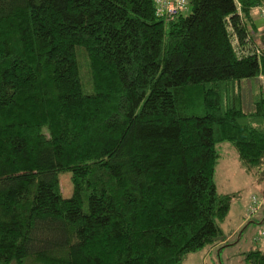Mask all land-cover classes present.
I'll return each instance as SVG.
<instances>
[{
	"label": "trees",
	"instance_id": "16d2710c",
	"mask_svg": "<svg viewBox=\"0 0 264 264\" xmlns=\"http://www.w3.org/2000/svg\"><path fill=\"white\" fill-rule=\"evenodd\" d=\"M156 8L0 0V264H184L225 242L216 145L264 176V0Z\"/></svg>",
	"mask_w": 264,
	"mask_h": 264
},
{
	"label": "rangeland",
	"instance_id": "374dc122",
	"mask_svg": "<svg viewBox=\"0 0 264 264\" xmlns=\"http://www.w3.org/2000/svg\"><path fill=\"white\" fill-rule=\"evenodd\" d=\"M260 11L259 8L251 10L257 28L253 39L259 54L262 46L264 49V19ZM261 85L264 87V78H261ZM253 87L254 83L242 84V107L245 111L252 108ZM216 152L218 160L214 184L217 192L234 196L229 213L221 224L227 244L205 247L189 254L184 264H244V253L264 247L263 239L254 241L264 233V176H260L259 170L248 171L230 143L217 144ZM60 185L64 197H70L72 186L69 173L60 175ZM253 209L257 211L253 213Z\"/></svg>",
	"mask_w": 264,
	"mask_h": 264
},
{
	"label": "built area",
	"instance_id": "2783aa9c",
	"mask_svg": "<svg viewBox=\"0 0 264 264\" xmlns=\"http://www.w3.org/2000/svg\"><path fill=\"white\" fill-rule=\"evenodd\" d=\"M156 3V16L159 18H172L176 15L185 13L189 10V0H155ZM261 15L264 19V9H261ZM264 30V29H263ZM259 54V51H256ZM257 210L253 209L252 212L255 213ZM264 240V233L261 234L254 241Z\"/></svg>",
	"mask_w": 264,
	"mask_h": 264
},
{
	"label": "crops",
	"instance_id": "0c3cea01",
	"mask_svg": "<svg viewBox=\"0 0 264 264\" xmlns=\"http://www.w3.org/2000/svg\"><path fill=\"white\" fill-rule=\"evenodd\" d=\"M256 46H257V45H256ZM257 47H258V46H257ZM262 48H263V46H262ZM262 48H261V49H262ZM220 244H222V245H223V244H227V241H225L224 243H220Z\"/></svg>",
	"mask_w": 264,
	"mask_h": 264
}]
</instances>
